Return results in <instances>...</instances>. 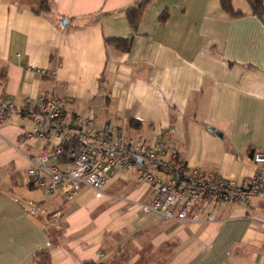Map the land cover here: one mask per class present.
Returning a JSON list of instances; mask_svg holds the SVG:
<instances>
[{
    "label": "crops",
    "instance_id": "obj_1",
    "mask_svg": "<svg viewBox=\"0 0 264 264\" xmlns=\"http://www.w3.org/2000/svg\"><path fill=\"white\" fill-rule=\"evenodd\" d=\"M136 1L50 0L43 11L39 0H0V100L53 97L67 115L147 140L172 128L167 146L187 165L252 175L250 154L264 152V16L245 0H232L245 14L232 19L219 0H151L133 32L124 11ZM127 38V52L106 42ZM30 126L18 115L0 124V264H31L42 249L49 264H264V197L248 208L198 202L197 222L162 223L134 209L153 191L129 173L66 201L27 185V158L50 148L23 142Z\"/></svg>",
    "mask_w": 264,
    "mask_h": 264
},
{
    "label": "built area",
    "instance_id": "obj_2",
    "mask_svg": "<svg viewBox=\"0 0 264 264\" xmlns=\"http://www.w3.org/2000/svg\"><path fill=\"white\" fill-rule=\"evenodd\" d=\"M12 115L31 123L21 134L24 143L50 144L47 151L27 158V185L59 194L66 201L73 200L82 187L101 191L115 177L129 173L135 174L140 188L153 191L150 203L135 202L134 209L139 215L155 213L162 223L197 222L198 202L204 207L233 204L248 208L252 200L264 197V152L253 153L257 169L252 175L232 180L205 174L183 162L166 143L172 128L152 140L129 134L118 125L99 128L97 117L67 115L59 100L48 96H40L37 107L26 101L16 108L10 100H0V124ZM28 211L43 213L36 205Z\"/></svg>",
    "mask_w": 264,
    "mask_h": 264
},
{
    "label": "trees",
    "instance_id": "obj_3",
    "mask_svg": "<svg viewBox=\"0 0 264 264\" xmlns=\"http://www.w3.org/2000/svg\"><path fill=\"white\" fill-rule=\"evenodd\" d=\"M151 0H137L131 7L125 9L124 13L128 22L130 29L133 32H136L138 26L141 22L143 17L145 8L150 3ZM249 6L250 14L256 16L257 18L261 19L264 16V0H245ZM219 7L222 12L228 18H240L245 16V14L239 10H235L232 6V0H219ZM50 0H39V9L43 11H48L50 7ZM168 18V14L166 11H163L159 17L158 22L160 24H164ZM108 44L113 45L116 49L127 52L130 48L131 38L127 39H110L106 40ZM130 127L140 128V123L135 120L129 121ZM254 152L250 154L252 157ZM31 189L32 187L29 186ZM51 246V245H50ZM31 264H49V253L48 249H42L35 253L31 260ZM84 264H112V263H93V262H86ZM136 264H146L145 262H138Z\"/></svg>",
    "mask_w": 264,
    "mask_h": 264
},
{
    "label": "water",
    "instance_id": "obj_4",
    "mask_svg": "<svg viewBox=\"0 0 264 264\" xmlns=\"http://www.w3.org/2000/svg\"><path fill=\"white\" fill-rule=\"evenodd\" d=\"M65 23H66V20L65 19H61L60 20V24H61L62 27H64Z\"/></svg>",
    "mask_w": 264,
    "mask_h": 264
}]
</instances>
